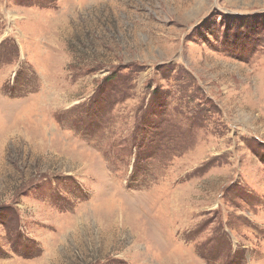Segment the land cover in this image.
I'll return each mask as SVG.
<instances>
[{
  "label": "rangeland",
  "instance_id": "obj_1",
  "mask_svg": "<svg viewBox=\"0 0 264 264\" xmlns=\"http://www.w3.org/2000/svg\"><path fill=\"white\" fill-rule=\"evenodd\" d=\"M0 264H264V0H0Z\"/></svg>",
  "mask_w": 264,
  "mask_h": 264
}]
</instances>
